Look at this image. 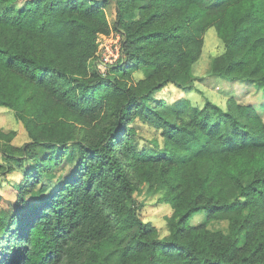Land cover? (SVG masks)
Returning <instances> with one entry per match:
<instances>
[{
	"label": "trees",
	"instance_id": "1",
	"mask_svg": "<svg viewBox=\"0 0 264 264\" xmlns=\"http://www.w3.org/2000/svg\"><path fill=\"white\" fill-rule=\"evenodd\" d=\"M18 1L0 0V73L10 87L0 86V105L31 139L17 154L0 144L1 172L23 170L12 207L0 209V264H264L260 114L230 98L178 107L173 120L147 101L168 83L193 87L183 78L210 28L222 43L212 74L264 89V0H144L140 10L131 8L138 0H116L124 56L114 75L88 73L97 34L111 29V0ZM140 67L150 71L132 81ZM65 116L102 120L80 134ZM136 119L158 129L162 145L138 148ZM11 137L0 129V141ZM138 173L173 209L164 235L140 217ZM35 186L47 195L28 199ZM199 211L226 218L227 232L191 225Z\"/></svg>",
	"mask_w": 264,
	"mask_h": 264
},
{
	"label": "rangeland",
	"instance_id": "2",
	"mask_svg": "<svg viewBox=\"0 0 264 264\" xmlns=\"http://www.w3.org/2000/svg\"><path fill=\"white\" fill-rule=\"evenodd\" d=\"M25 0H19L16 3L17 7H21ZM144 0L133 1L131 8L139 9L140 5H144ZM116 0H111L108 5H105V13L108 22L111 26L109 33H98L96 37V51L94 55L88 60V73H91L94 68H97L102 74L114 75L116 72L112 66L119 64L123 60V53L121 49L118 52L115 49L117 42H120L122 47L123 34L119 30L114 29V18L117 15L116 12ZM208 29L203 35L205 46L202 48L199 58L190 66L188 76H185L183 80L185 82H193V87L190 89H181L173 83H168L161 90H156L152 93L149 100L150 105L158 107L161 113L169 119H175V110L178 107H182L183 112H188L193 103H204L209 100L217 105L225 107L229 104L230 98H234L238 103L251 105L258 114H260L264 121V89L261 86L256 85L250 81H240L220 78L212 74V59L213 56L218 54L222 49L221 41L216 37L215 31ZM150 71L147 68H136L131 72L132 81H136L140 78H145L147 72ZM119 79H128L131 83L130 77L115 74ZM7 78L0 73V86L5 85L4 90L10 89L7 86ZM133 83V82H132ZM32 89V88H31ZM3 91V89H0ZM44 99V94L40 91H36L33 100L34 106L40 107L41 102ZM25 119H28L32 114L25 109ZM68 121L73 122L77 133H92L98 124L101 122L102 117L97 121L86 122L83 119L77 117L65 116ZM30 126L33 127L31 123ZM135 130V138L137 147L143 151H149L155 148V139L162 145V137L160 131L152 126L150 123L142 119H136L132 124ZM0 129L5 133H10L12 137L9 140H2L0 144L8 147L12 152L18 153V149L31 137L29 135L28 127L23 119H19L14 110L0 105ZM0 163H5V160L0 156ZM14 168H19L15 166ZM19 172L14 169L10 172H1L0 167V209L12 207L13 202L16 200L17 193H19L20 183L23 178L22 168ZM69 167H63L54 169L57 174L62 176L69 173ZM140 176V188L135 193V200L139 201L140 207L138 212L140 217L146 221L155 225L160 232V235L167 233L166 219L173 214V209L170 204L162 201V194L156 192L150 185H157V181L154 184H150L144 180L143 176ZM45 179V178H44ZM43 179V180H44ZM228 195L233 200L236 196V191L229 184L226 185ZM49 190V189H48ZM47 188L44 191H40L38 186H35L32 193L28 196V199L34 197H44L48 192ZM191 225H203L204 227L216 231L221 230L227 232L228 220L226 218L208 217L205 211H199L194 213L189 219ZM243 240H241L242 242Z\"/></svg>",
	"mask_w": 264,
	"mask_h": 264
},
{
	"label": "built area",
	"instance_id": "3",
	"mask_svg": "<svg viewBox=\"0 0 264 264\" xmlns=\"http://www.w3.org/2000/svg\"><path fill=\"white\" fill-rule=\"evenodd\" d=\"M115 49L117 50V52H118V57H119V56H120L119 51H120V49H121V44H120V42H117V46H116Z\"/></svg>",
	"mask_w": 264,
	"mask_h": 264
}]
</instances>
